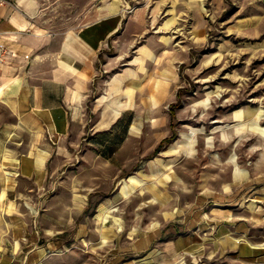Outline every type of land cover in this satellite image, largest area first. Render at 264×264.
Here are the masks:
<instances>
[{
    "label": "crops",
    "instance_id": "1",
    "mask_svg": "<svg viewBox=\"0 0 264 264\" xmlns=\"http://www.w3.org/2000/svg\"><path fill=\"white\" fill-rule=\"evenodd\" d=\"M15 1L0 6V42L10 49L0 59V195L11 220L0 247L3 264H69L68 257L82 255L73 247L80 229L60 228L57 210L81 207L82 189L94 190L75 171L91 169L94 181L95 162L105 161L114 180L124 177L140 159L135 143L146 125H172V111L158 102L132 105L110 92L104 103L92 100L105 49L127 22L121 8L109 3L79 28L53 31L38 17V0ZM135 14L140 19L141 7ZM156 133L155 150L173 134L163 127ZM246 174L236 178L233 168L225 186L205 182L172 221L124 239L103 264H175L185 254L211 264H264V189ZM169 219L163 215L161 223Z\"/></svg>",
    "mask_w": 264,
    "mask_h": 264
},
{
    "label": "rangeland",
    "instance_id": "2",
    "mask_svg": "<svg viewBox=\"0 0 264 264\" xmlns=\"http://www.w3.org/2000/svg\"><path fill=\"white\" fill-rule=\"evenodd\" d=\"M38 3L40 21L53 31L79 28L100 16L109 3L126 13L124 28L102 56L92 100L98 96L104 103L103 95L110 92L111 97L132 105L162 103L165 111L175 103V125H146L143 137L135 143L140 159L124 177L114 180L115 169L105 161L95 162L99 176L94 181L91 169L75 171L94 190L88 195V188L82 189L87 196L81 207L64 206L57 212L60 228L73 234L80 229L73 246L82 253L76 256L78 260L103 264L124 239L172 221L205 182L225 186L233 168L236 178L247 173L250 184L264 189V0ZM138 7L143 11L140 19L135 14ZM156 127L178 136L164 141L159 151L155 150L160 139ZM190 141L194 150L188 155L180 149ZM170 144L180 151H168ZM236 162L244 172L237 173ZM64 197L69 203L71 192ZM114 205L123 217L122 230L113 219H103ZM163 215L170 219L161 223ZM45 217L57 221L50 214ZM10 232V208L0 195V247ZM76 258L68 257L65 263L75 264ZM175 264L211 262L194 261L185 254Z\"/></svg>",
    "mask_w": 264,
    "mask_h": 264
},
{
    "label": "bare ground",
    "instance_id": "3",
    "mask_svg": "<svg viewBox=\"0 0 264 264\" xmlns=\"http://www.w3.org/2000/svg\"><path fill=\"white\" fill-rule=\"evenodd\" d=\"M225 137H230L229 133H225ZM179 144V142H178ZM183 144H179L178 146H182ZM176 146V145H172L168 151H172V150H179V147ZM184 146L185 148L188 149L189 152H191L193 149V143L190 141V142H186L184 143ZM235 159V157L233 158V160ZM235 169L237 171V173H241V172H244V168L241 167L237 162L235 164ZM17 175V174H16ZM33 207V206H32ZM119 209V207L117 205H114L111 207V209H109L108 211H106L104 214H103V219L105 222H107L108 220L110 219H113L115 223H117V226L119 228V230H122L125 226H124V222H123V217L120 216L119 214H117L115 211Z\"/></svg>",
    "mask_w": 264,
    "mask_h": 264
},
{
    "label": "built area",
    "instance_id": "4",
    "mask_svg": "<svg viewBox=\"0 0 264 264\" xmlns=\"http://www.w3.org/2000/svg\"><path fill=\"white\" fill-rule=\"evenodd\" d=\"M15 0H0V6L3 5H15ZM10 53V49L4 42H0V59H3L6 55ZM0 264H3V251L0 249Z\"/></svg>",
    "mask_w": 264,
    "mask_h": 264
},
{
    "label": "trees",
    "instance_id": "5",
    "mask_svg": "<svg viewBox=\"0 0 264 264\" xmlns=\"http://www.w3.org/2000/svg\"><path fill=\"white\" fill-rule=\"evenodd\" d=\"M178 95H179V97L181 96V92L179 91L178 92ZM180 101H181V99L179 98V101L177 102L178 104H180ZM171 111H172V116H173V119H174V117L176 116V111H175V103H172L171 104ZM172 125L174 126L175 124H174V121H172ZM177 136V133L176 132H173V134L171 135V136H167L160 144H159V146L157 147V149L156 150H159L161 147H162V144H163V142L164 141H170V140H172L173 138H175Z\"/></svg>",
    "mask_w": 264,
    "mask_h": 264
}]
</instances>
